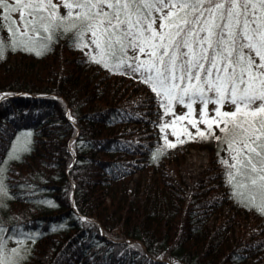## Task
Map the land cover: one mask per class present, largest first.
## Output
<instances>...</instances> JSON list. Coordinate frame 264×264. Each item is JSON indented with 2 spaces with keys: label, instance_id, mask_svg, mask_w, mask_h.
<instances>
[{
  "label": "trees",
  "instance_id": "16d2710c",
  "mask_svg": "<svg viewBox=\"0 0 264 264\" xmlns=\"http://www.w3.org/2000/svg\"><path fill=\"white\" fill-rule=\"evenodd\" d=\"M0 23L5 259L169 264V251L178 264H264V214L257 197L256 206L242 202L249 191L234 195L223 163L234 153L218 128L207 139H168L160 101L141 78L93 62L62 30L41 55L13 50L8 22ZM203 149L210 166L188 195L180 166L186 152ZM19 241H29L25 254L12 252Z\"/></svg>",
  "mask_w": 264,
  "mask_h": 264
},
{
  "label": "snow or ice",
  "instance_id": "6c2138e0",
  "mask_svg": "<svg viewBox=\"0 0 264 264\" xmlns=\"http://www.w3.org/2000/svg\"><path fill=\"white\" fill-rule=\"evenodd\" d=\"M0 9L13 50L41 55L57 31L71 32L77 47L90 49L93 62L139 74L161 108L170 110L175 101L185 104L189 115L200 103L199 121L189 123L201 139L212 134L210 127L198 128L206 122V106L217 104L209 119L234 153L231 165L223 161L234 195L242 189L254 193L242 201L251 206L259 195L264 214V0H0ZM16 12L19 23L11 17ZM30 33L39 36V48ZM5 46L0 41V58ZM225 103L235 110L222 112ZM168 126L160 125L161 131ZM164 139L165 147H175ZM161 154L157 149L153 159ZM3 248L0 243V264H12Z\"/></svg>",
  "mask_w": 264,
  "mask_h": 264
},
{
  "label": "rangeland",
  "instance_id": "374dc122",
  "mask_svg": "<svg viewBox=\"0 0 264 264\" xmlns=\"http://www.w3.org/2000/svg\"><path fill=\"white\" fill-rule=\"evenodd\" d=\"M60 2H61V0H53V3H56V4H59ZM59 12H60V14H65L66 9L63 7H60ZM11 16H12V19H15L19 23V13L18 12L11 13ZM33 34L35 35L33 37H35L36 41H37L35 46L37 48H39V45H38L39 39L36 37L35 33H30V35H33ZM44 35H47V34L45 33ZM87 38L88 37H86V39ZM93 48H94V46H93ZM83 49L90 52V49L87 47H85ZM93 54H95L94 51H93ZM141 58H143V57H141ZM97 59H100V57L97 56ZM113 64H114V62H113ZM109 67L112 69H115L112 64H110ZM124 71L127 73H130L131 75H133L135 77L141 78L139 76V74H133L130 71H128L127 69H124ZM217 107H218V105L214 104V103L207 104L206 109H205L206 122L198 124V128L201 131H207L209 129V127L210 128H216L215 133H217L218 130H220V128L216 127V124L214 122H211L209 119L211 117L216 116L215 109ZM220 107H221L222 112H231V111L235 110L234 106L231 104L225 103V104L221 105ZM200 108H201L200 103H198V102L194 103L192 105L193 110L189 115H186V113H189V109L185 106V104H181V103H178L175 101L170 102V110L162 108V111H163L162 123L163 124L167 123L169 125L164 130L168 139H171V140L174 139L175 140L177 138L181 139L184 137H187V138L188 137H196L197 128L193 127L192 124L189 123V121H193V122L199 121V119H200ZM166 111L168 112L167 115L165 114ZM180 116H185V119L184 120H178L177 117H180ZM217 128H218V130H217ZM189 134H191V135H189ZM184 155H185L186 162L183 166H180L181 179L176 174L177 171L175 170L174 167H172V173L174 174L175 179H176V177H178V179L184 181V183L186 184L187 194L190 195L192 190L194 189V186L197 184L198 181H200L202 179V174L205 173L210 166V164H209V153L204 149L199 150V151L189 150ZM243 190H246V189H243ZM252 194H254V193H250V195H252ZM256 197L258 198V202L260 205L259 195H256ZM15 245H16V249H17V251H19V253L22 252V254H25L28 250V247H29L28 246L29 241H19ZM11 259H12L11 253L9 255H6L5 260H11ZM165 259H167L169 264H178L171 257H169L168 254H166V253H165Z\"/></svg>",
  "mask_w": 264,
  "mask_h": 264
}]
</instances>
